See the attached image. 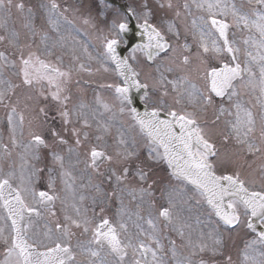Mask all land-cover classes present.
<instances>
[{
  "label": "snow or ice",
  "instance_id": "1",
  "mask_svg": "<svg viewBox=\"0 0 264 264\" xmlns=\"http://www.w3.org/2000/svg\"><path fill=\"white\" fill-rule=\"evenodd\" d=\"M72 7L65 6L61 10L56 0L39 3L37 8L47 12L48 30H44V25L38 30L37 12L33 7L26 9L23 0H0V45L4 46L0 51V107L5 110L0 122L3 124L0 131V248L3 250L0 264H235L227 252L221 226L235 229L241 224L242 215L248 218L246 227L255 237L245 243L240 264H264V184L260 190L250 187L254 181L242 176L241 166L233 157L222 155L214 139L220 136L225 148L234 143L239 149L234 154L237 157L246 150L252 158L249 168L259 160L258 172L264 179V0H184L182 5H173L171 0H142L128 9L131 15L142 16L144 20L140 27L147 42L137 47L155 48L157 55L163 52L169 62L155 66L158 78L151 87L147 80L142 82L141 73L117 54L118 37L127 32L128 23L113 20L107 34L98 29L102 51L95 59L104 71H108L106 65L110 61L124 78L122 84L102 85L114 90L118 104L97 96L92 104L77 98L70 108L73 72L92 73L91 65L80 62L75 54L77 41L72 35V21L66 15ZM194 9L202 13L191 21L195 49L185 42L179 45L180 56H169L177 47L170 44L149 19L155 10H171L180 18L193 16ZM89 22L84 19L85 24ZM233 26L247 35L238 39L236 32L231 31ZM167 29L179 41V25L170 21ZM49 31L56 33L55 39ZM22 33L27 43L21 42ZM37 37L44 43L43 54L55 56L58 64L42 60L32 50ZM241 45L243 60L239 56ZM57 49L71 53L73 63L67 69L61 68L63 55H58ZM225 52L231 56L233 64L215 66L213 59ZM149 58L152 59L151 53ZM92 59L89 53L88 60ZM201 69L202 78L210 81L208 95L191 79ZM5 72L21 77V83H13ZM148 77L151 78V73ZM22 87L32 90L23 101L17 91ZM132 88L144 90L145 103L150 110L141 114L135 108H128ZM252 93H257L261 109L259 121L244 99V95ZM213 94L227 97L231 108L221 106L215 119L201 123V114L213 104ZM53 110L61 118L60 130L49 126V113ZM125 115L132 121L127 127L121 119ZM221 116L233 119L226 120L225 130L218 132ZM26 119L27 140L24 139ZM93 128L96 129L95 140L103 141V150L94 144L81 161L77 149L91 142ZM112 128L116 135L109 145L104 137L111 134ZM137 129L140 138L148 141V157L166 161L171 169L167 184L158 180L148 183L152 177L146 171L147 160H141L138 151V140L133 135ZM68 132L75 137L71 144L63 134ZM64 146H68L67 163L61 154ZM15 149L22 150L17 153L19 165L13 156ZM45 149H50V153L44 152ZM105 161L108 167L101 172L100 164ZM80 163L85 165L81 179L85 176L88 179V184L81 187L101 193V185L92 183L93 175L101 182L106 179L110 185L113 181L116 185L111 193L103 191L101 196L92 197V216L82 205L87 197L78 193L75 185L73 172ZM45 173L49 190L37 191V179ZM57 175L64 192L71 193L70 203L56 191ZM127 184L138 187H122ZM157 186L159 200L163 202L156 198ZM125 190L137 200L136 210L127 209L121 199L115 213L118 221L114 222L104 214L106 202L118 191ZM57 200L61 201L63 220L56 219L55 231L45 220L46 231L38 232L36 225L45 212L57 217V212L52 210ZM202 202L209 210L204 219L193 215V208L202 207ZM213 216L217 218L214 223ZM257 221L262 226L259 230ZM73 228L86 237L77 239L75 246L71 243L76 235ZM163 229L177 234L179 247ZM163 239H168L167 251ZM256 245L261 246L258 251ZM78 256L81 259L78 260Z\"/></svg>",
  "mask_w": 264,
  "mask_h": 264
},
{
  "label": "rangeland",
  "instance_id": "2",
  "mask_svg": "<svg viewBox=\"0 0 264 264\" xmlns=\"http://www.w3.org/2000/svg\"><path fill=\"white\" fill-rule=\"evenodd\" d=\"M58 1L60 3L64 2V1H61V0H58ZM127 1H129V0H127ZM177 1L179 2L180 5H182L184 3V0H177ZM72 4H73L72 5L73 6L72 7V16L69 18V20H71L72 24H73L72 35L75 36L76 41H77V43H76V51L80 50V52H81V50H84V47H86L87 49H89V47H88L87 43L81 39L80 34L76 32V29L79 28V27H83L85 29H92L94 32H97V29H99L101 27V25L105 24L104 21L107 18V14L109 13V10H107L104 7H100V8L96 7L97 5L94 2V0H73ZM134 4H137V3H131L130 2V5H132L133 7H134ZM25 5H26V9L29 6H32L33 8L36 7L34 5H29L27 3ZM75 9H79V10L77 11ZM40 10L41 11L34 10V11L37 12V19L35 21V25H36L38 30L41 29L42 25L45 26L44 30H48L47 26H46L47 12L44 9H40ZM201 14L202 13H200V12H198V11H196L194 9L193 10V16L182 15L179 18V20L177 19L175 21L176 23L179 22L178 25L181 26V27H183V22L186 21L187 27L183 31V33H181L179 41H177L175 39L174 35L171 33L174 46L177 47V51L175 53H171L170 54L171 57H177V56L181 55L182 50L180 49L179 45H183L185 42H187L189 45H192L194 47V49H195V41L193 40V34H192V30H191V21H192L194 16H199ZM85 18H87L90 21L89 24H85L84 23V19ZM228 19H229V23H231L232 22L231 21V17H229ZM17 21H18V19H17ZM170 21H172V20H170ZM170 21H166V22H170ZM16 23L18 24V22H16ZM17 24H16V26H17ZM93 24H95L97 27L93 28L92 27ZM17 28H18V26H17ZM85 29H83V30H85ZM182 30H183V28H182ZM231 31L232 32H236V35H237L238 39L240 37H242V36H246L247 35V33L238 32L237 29L234 26H233ZM49 35H51L54 39L56 38V33H54V32L49 31ZM98 35H99V33H96V37H98ZM89 36H90V38H95V37L92 36V34L89 35ZM230 36H231V32H230ZM185 37H187V40H185ZM21 40H24V35H21ZM36 41H38V44H39V46L41 48H44V43H42L40 41L39 37L36 38ZM24 43H26V41ZM241 48H242V51L239 54V56H240V59L243 60L244 59V53H243V46L242 45H241ZM56 51H57L58 55L59 54L63 55V64L60 65L61 68L67 69L70 66V64L73 63V61L71 60V53L70 52L63 53L60 49H57ZM220 59H223V56H221L220 58H215L216 61H220ZM93 60H95V59H92L91 61H89L88 59H86L84 57H82V58L80 57V62L91 65L92 73H91V75H89L86 72H77V71L73 72L74 79H77V80L80 79V80H79V84L76 83V84L73 85V87H70L71 91H72V94L73 93L79 94L80 92H83V91H87L90 94H95L96 93V97L99 96L102 100L107 101L109 103L115 104L113 99H109L110 97L108 98V96L107 97H103L100 94V92H98L96 90L98 86H102V83L104 85H107L108 83L107 82H102L103 81V77H102L103 74H101L99 71H97V69L99 68L100 64L97 61H93ZM87 61H89V62H87ZM153 71H154L153 68H150V67L147 66V69H146L147 77H148V74L151 73V78L148 77L151 80H155L156 79L155 71L154 72ZM201 74H203V70L202 69H201ZM199 75H200V73H199ZM193 76H195L194 79H193ZM196 76H197V73H194L192 75L191 79H193V80L196 79L197 80ZM11 80H12V78H11ZM13 81H14V83H18V79L12 80V82ZM85 83H88V87H83V84H85ZM256 95H257V93L255 94V97H254L256 108H254V109H252L251 107L250 108L252 109L253 113L256 115L257 121H259V115H260L261 109H260L259 103L256 100ZM244 99H245V101H247V98L245 97V95H244ZM252 101L254 102V100H252ZM76 102L77 101H74L71 104H75ZM230 107H231V105H230ZM105 116H107V113H105ZM122 118L126 122L129 121L126 117H122ZM5 141H7L6 138H5ZM242 152H243L242 154L244 155L245 151H242ZM234 159L237 161L238 165L243 166V169L242 170L240 169L241 173H242V176L244 178H246V179H249L250 181H254V183H250L249 186H251L252 188H259L260 189L261 185L264 184V179H262L260 177L259 172H258V165H259L260 161L257 160L255 162V164H253V167L249 168L248 167V163L252 162V158L250 156L247 155V156H245L244 158H242L240 160H237L236 158H234ZM46 174L47 173H45L44 176ZM38 180H39V178L37 179L38 186L39 185H44V186L47 187V185H46L47 180L46 181H44L43 179L40 180V181H38ZM37 191H40V188H37ZM207 214H208V211L206 209L204 210V208H203V215H204L203 219L205 218V216H207ZM58 216L59 217H63V215H59V214H58ZM45 219H53V217L50 216L48 213H46ZM212 222L213 223L215 222L214 217H212ZM54 225H55V222L52 221V227H53V230L55 231ZM36 229H37L38 232L46 231L45 222L41 223L40 225H36ZM72 231L76 233V235L71 238V243H72L73 246H75L77 239H85L86 238V237H83V236L80 235V230L73 228ZM224 239L227 242V252L230 253L233 257L237 256L239 259H241V254H242V252H243V250L245 248V243L248 242V241H251L252 239H254V236L251 233H249L248 231H246V229L244 227V221H243L233 231H231V232L224 231ZM227 240H233V242H228ZM176 242H177V246L179 247V245H180L179 242L178 241H176ZM163 244L165 246V250L167 251L168 248H169L168 239H163ZM260 247H261L260 245H256L255 246L257 251L260 249ZM180 251L183 252L184 250L181 248ZM248 251L252 252V249H249ZM77 259L79 260V259H81V257L78 256ZM169 259H170V253H169Z\"/></svg>",
  "mask_w": 264,
  "mask_h": 264
},
{
  "label": "flooded vegetation",
  "instance_id": "3",
  "mask_svg": "<svg viewBox=\"0 0 264 264\" xmlns=\"http://www.w3.org/2000/svg\"><path fill=\"white\" fill-rule=\"evenodd\" d=\"M113 131H115L116 132V130H115V128H112V130H111V134L110 135H108V136H106V137H104V140L105 139H107L108 141H107V143L109 144V145H112V143H110V141L111 142H113V137H115V135H116V133H114ZM94 132H96V129L95 128H93L92 130H91V133H90V135L92 136V140H91V142L90 143H88V145L86 146V147H79L78 149H77V151L80 153V160L81 161H83L84 160V154L95 144V145H97V147L99 148V149H103V141H96L95 140V133ZM63 134H65L66 136H67V133H63ZM74 138V137H73ZM69 141H70V144H71V142H72V140L71 139H69ZM141 149H142V151H139V146H138V151H139V153H141L142 152V155L144 156V155H148V147H140ZM112 149L111 148H109L108 149V151L110 152ZM65 157H66V159H67V155L66 154H63ZM75 161V156H73V159H72V163L74 164V161ZM145 160H147V166H146V171H149V173H150V175H151V177H152V179H150L149 181H148V183H152V180H158V181H162L164 184H167L168 183V176H169V174H168V172L165 170V167H164V165H163V163L160 161V160H153V159H151V158H149V157H147ZM66 163H67V161H66ZM106 163V164H105ZM57 167H58V165H57ZM85 167V165H83L82 166V164L80 163V164H76V171L75 172H73V174L74 173H76V174H80L82 171H84L83 170V168ZM108 167V165H107V162L105 161L101 166H100V171L101 172H103V171H105V169ZM148 169V170H147ZM93 179H94V184H97V183H99L100 185H101V189L102 190H104V191H107V192H109V193H111L112 191H113V189L116 187V185H115V182L113 181L112 182V184L110 185L108 182H107V180L106 179H104L103 180V182H101V180L100 179H98L95 175H93V177H92ZM93 179H92V181H93ZM88 184V179H87V176H85L84 178H83V185H87ZM122 187H125V188H128V187H138L137 185H135V184H127V185H122ZM83 189H84V191H86L88 194H90V192H89V189H91V188H89V187H83ZM123 192H128L127 190H125V191H123ZM120 192L118 191L117 192V195L119 194ZM156 195L158 196V197H160V190H159V186H157V188H156Z\"/></svg>",
  "mask_w": 264,
  "mask_h": 264
},
{
  "label": "water",
  "instance_id": "4",
  "mask_svg": "<svg viewBox=\"0 0 264 264\" xmlns=\"http://www.w3.org/2000/svg\"><path fill=\"white\" fill-rule=\"evenodd\" d=\"M133 108H135L139 113H141V114H143L144 112H145V110H144V108L143 107H141L140 105H138V106H135L134 104H133ZM259 226H258V224H257V230H259Z\"/></svg>",
  "mask_w": 264,
  "mask_h": 264
}]
</instances>
